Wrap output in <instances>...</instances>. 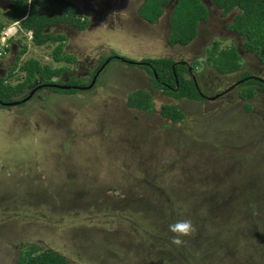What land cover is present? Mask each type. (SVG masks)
Here are the masks:
<instances>
[{
	"label": "rangeland",
	"instance_id": "374dc122",
	"mask_svg": "<svg viewBox=\"0 0 264 264\" xmlns=\"http://www.w3.org/2000/svg\"><path fill=\"white\" fill-rule=\"evenodd\" d=\"M123 1L80 0L84 29L49 28L65 36L62 53L71 62L51 59L55 43L35 46L26 33L13 34L0 58V78L10 84L23 78L16 66L4 79L15 56L17 65L34 58L63 67L52 83L89 81L110 54L203 62L189 60L190 50L163 45V37L135 38ZM9 8L0 0V35L14 25L6 18ZM211 20L200 27L206 38L193 44L196 54L206 53L212 40L216 50L234 46L240 67L212 86L223 93L232 86L226 99L178 102L185 112L179 122L160 115L170 97L150 86L149 74L117 59L89 89L45 87L26 102L0 107V264H13L20 249L32 245L69 264H264V88L238 81L247 73L264 83V64L242 50L241 37L223 35L215 15ZM215 71L205 66L197 77L208 83ZM247 87L255 92L242 99L238 94ZM136 89L150 95V111L126 105ZM182 219L193 230L176 244L168 225Z\"/></svg>",
	"mask_w": 264,
	"mask_h": 264
},
{
	"label": "trees",
	"instance_id": "16d2710c",
	"mask_svg": "<svg viewBox=\"0 0 264 264\" xmlns=\"http://www.w3.org/2000/svg\"><path fill=\"white\" fill-rule=\"evenodd\" d=\"M11 5L6 10V18L13 22L19 20V27L22 31L30 32V41L35 46L55 43L50 50V57L54 62H71L74 60L69 54H63L65 36L63 34H53L49 28L55 24H71L77 29H84L87 21L80 20L82 13L76 4L68 0H9ZM213 4L220 8L222 13H226L232 8H237V13L233 16L230 27L244 40L241 47L249 53H255L261 63L264 64V0H211ZM168 0H144L139 6L138 13L153 22L161 13L162 4ZM206 15L204 6L199 0H176L169 16V39L171 42L181 44L189 41L196 33V24L199 19ZM4 25H0V29ZM8 41V40H7ZM25 51L22 46L17 55ZM216 51L215 44L210 48L207 62L210 63L218 73L227 74L240 67L239 55L234 47ZM109 56L108 59H112ZM18 56H15L13 65L4 79L13 76L12 69L16 66L23 72V78L13 84L4 83L0 78V100L11 101L16 96L26 92L27 87L38 78L39 85L52 83V77L60 75L63 67L50 68L40 64L34 58H27L17 65ZM103 60V59H102ZM148 66H142L152 79L151 87L158 85L155 78L167 83L172 89L162 87V91L169 93L173 97L185 96L191 99H198L194 84L191 80L185 79L181 74V67L176 66L168 59H143ZM142 63H140L141 65ZM143 65V64H142ZM174 66V70L171 69ZM245 74V73H244ZM243 74V75H244ZM80 82V81H79ZM78 80L68 77L65 82L57 81L60 85L83 84ZM247 83H253L260 88H264V83L259 79L248 77ZM59 92H76L77 88L68 89L52 88ZM255 92L253 87H247L238 94L242 99H250ZM24 96V95H23ZM126 105L141 111H150L152 102L150 95L141 89L131 91L126 98ZM251 108L249 102L245 103ZM249 111L247 108L246 112ZM160 115L175 123L183 118L179 108L171 104L160 105ZM13 264H69L61 254L51 251H40L38 246L22 247Z\"/></svg>",
	"mask_w": 264,
	"mask_h": 264
},
{
	"label": "flooded vegetation",
	"instance_id": "af4514ba",
	"mask_svg": "<svg viewBox=\"0 0 264 264\" xmlns=\"http://www.w3.org/2000/svg\"><path fill=\"white\" fill-rule=\"evenodd\" d=\"M68 1L76 4V6L79 8L80 12L82 13V16L80 17V20H83L85 18L86 21H87V24H88V19L85 16H83V12L81 11L82 9L77 4L78 2H80V0H73V1L72 0H68ZM175 1L176 0H168L167 3L162 4L161 13L159 14V16L153 22H150V21L146 20V18L142 17L138 13V8L144 2V0H125V2L123 1L122 7L125 8V10L127 9L128 12L131 14V19H130V22H129L131 24L130 25V29H132V32H133V35L135 36V38H137V39H144L145 36H146L147 38L153 39L155 37V38L158 39V38L163 37V42H164V44L162 43L163 45H165V46H171L173 48L175 47L178 50L179 49H184L185 51H187V53H188V50H190L192 56L191 55L189 56V57H191L189 60H192L193 58L194 59L195 58H198L199 59V58L202 57L204 59L202 63H200L199 65H197L196 63H194V61L190 63L183 56H181L182 58H178V59H175V58H173V57H171L169 55H159V56H149V57L146 56V57L141 58L138 61H134L132 59L125 58L123 56H119L117 54H110L109 56H112L113 57L112 59H117V60L121 61L122 63H126V64L133 65V66H138V68H142V69H144V67H142V66H144V64H145V66H148L146 62H143L142 61L143 59H168V60H171L176 66H180L181 67V74L186 76V77H184V76L183 77L185 79L191 80L192 83L194 84L195 89H196L197 93L200 96L198 99H191V98H187L185 96L173 97L169 93H166V92L162 91V87H166L168 89H172V87H170L167 83H165L163 81H160V80H158L156 78H155V81L158 83V85H156V86L154 85V87L159 88L162 93L164 92V93H166V95H168L170 97L169 98L170 100H168V103L167 104H171V105L179 108L180 111L182 112L183 118H184L185 112H184L183 108L180 106V104L178 102L183 101V100H190V101H199V102L201 101L202 103H204V101L207 99V97H209V98H216V99L217 98L218 99H222V98L226 99L225 95H223V94H227L228 92H230L232 90V86H230V87H227V89H225V93H223L222 91L221 92L220 91L218 92L217 90H215V88L212 87V86H215L216 85V82L218 83L219 81H221L220 78H219L221 75H226V74H220L217 71H215L216 74L214 73L215 75H213V78L208 83L205 82L207 79L206 80L205 79L200 80L197 77V75H200L202 73L203 68H205V66L211 67L213 69L212 65H210V64L207 65L206 64L205 57L207 59V56L209 54V50H210V48L214 44H215V47L217 46V43L212 40V43H211L210 48L205 51L206 53L199 52V53L196 54V50L195 49L198 47V44L197 45H193V44H195L197 42V40H203V39L205 40V38H206L203 35H201V33H200V31H201L200 27L203 26V25H207V24L208 25L209 24L212 25L211 17H213L215 15L216 16V20L218 21V23H220V25L218 24V28L220 29V31L223 32V35L227 36V34L229 33L230 35L233 34L235 36L241 37L240 38V45L243 42L244 38H243V36L237 34L230 27V25L232 23L233 16L238 11L237 8H232L228 12L222 13L221 9L218 8V7H216L211 0H205V1L199 0L200 3L205 8L206 15H205V17L203 19H199L198 20V22L196 24V33H195V35L189 41H187L186 43H183V44H181L179 42H171L170 39H169V24H168V21H169V16H170V13H171V10H172V8L174 6ZM171 4H173V6L171 7L170 12H168L167 10L170 8ZM10 5H11V3H10ZM87 24H86V26H87ZM69 25H71V24H69ZM79 30H81V29H79ZM207 31H209V30H207ZM136 34H138V36H136ZM7 47H8V45H7ZM231 47H234V46H230L228 48H231ZM228 48H225V49H228ZM8 49L10 51V44H9V48ZM234 49L236 50L235 47H234ZM220 50H223V49H220ZM220 50H216L215 52L220 51ZM242 50L244 52H247L244 49H242ZM203 55H204V57H203ZM238 55L240 56V53L239 52H238ZM109 56H106L105 58H103V60H101L99 62V64L94 67L93 74H92L91 78L89 79V81L81 82L79 80L83 84H77V85H75L76 86L75 88H77L76 90L86 89L85 86H87L91 82L92 79H93V84H94V81H96V80L98 81V76H99L100 72H102L104 70V68L106 66V63L112 60V59H108ZM0 58H2V57H0ZM140 63H142L143 65L142 64L140 65ZM12 65H13V63H12ZM200 66H201V68H199ZM197 67L199 69H197ZM171 69L174 70V66H171ZM8 70H10V69H8ZM7 71H6V73H7ZM6 73H5V75H6ZM246 74L247 73H245L243 75V77L240 78L238 81L243 82L242 81L243 79H247L249 76L247 77ZM214 78H217V79L214 80ZM151 81H152V79H151ZM212 81H215V82L212 84L211 83ZM201 82H203V85L202 86H204L205 91L210 92V94H212V96L211 95L208 96L206 94V92L203 90V88L200 87L201 86L200 85ZM39 84L40 83H37L36 82L34 84L29 85L27 87V90H26L25 93H23L22 95H20L17 98H13L11 101L18 100V99L23 98L24 96H26L30 92V90H32L36 86H37V88L34 90V92L32 93V95L30 96V98L34 97V94L35 93H38L40 91V89H42V88H45V87L46 88H53V87H48L47 85H42V86L40 85V86H38ZM150 85H151V83H150ZM69 86H73V85H69ZM89 88H87V89H89ZM212 90H214L215 92H212ZM203 93H205V94H203ZM29 99H27V100H29ZM26 101H24V102H26ZM8 102H10V101H1L0 100V107L13 106V105H5V103H8Z\"/></svg>",
	"mask_w": 264,
	"mask_h": 264
},
{
	"label": "clouds",
	"instance_id": "9594fccd",
	"mask_svg": "<svg viewBox=\"0 0 264 264\" xmlns=\"http://www.w3.org/2000/svg\"><path fill=\"white\" fill-rule=\"evenodd\" d=\"M19 24V21H16ZM168 229L170 232L174 233L173 242L176 244H180V237L184 235H189L193 230V226L190 220L182 219L176 220L168 225Z\"/></svg>",
	"mask_w": 264,
	"mask_h": 264
},
{
	"label": "built area",
	"instance_id": "2783aa9c",
	"mask_svg": "<svg viewBox=\"0 0 264 264\" xmlns=\"http://www.w3.org/2000/svg\"><path fill=\"white\" fill-rule=\"evenodd\" d=\"M19 21V20H17ZM10 27L13 26L12 30L10 31V27L6 28L4 31L1 32L0 35V57L5 54V48H7V40L10 38L14 33H17L18 31L24 32L27 34V37L30 38V32L29 31H22L19 25L16 23V21L12 22Z\"/></svg>",
	"mask_w": 264,
	"mask_h": 264
},
{
	"label": "water",
	"instance_id": "95a60500",
	"mask_svg": "<svg viewBox=\"0 0 264 264\" xmlns=\"http://www.w3.org/2000/svg\"><path fill=\"white\" fill-rule=\"evenodd\" d=\"M93 84V79L91 80V82L85 86V88H89L91 87V85ZM48 87H53V88H60V89H68L70 86L69 85H60V84H56V83H49L47 84ZM71 87H76V86H71ZM37 88V86L35 88H33L32 90H30V92L24 96L23 98L21 99H18V100H13V101H10L8 103H5V105H17V104H20V103H23L24 101H26L27 99L30 98V96L32 95V93L34 92V90Z\"/></svg>",
	"mask_w": 264,
	"mask_h": 264
},
{
	"label": "bare ground",
	"instance_id": "6f19581e",
	"mask_svg": "<svg viewBox=\"0 0 264 264\" xmlns=\"http://www.w3.org/2000/svg\"><path fill=\"white\" fill-rule=\"evenodd\" d=\"M10 30V29H9Z\"/></svg>",
	"mask_w": 264,
	"mask_h": 264
}]
</instances>
